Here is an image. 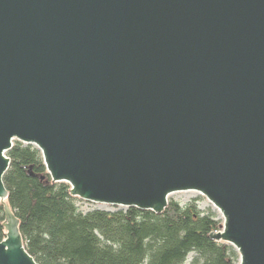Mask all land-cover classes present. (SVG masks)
I'll list each match as a JSON object with an SVG mask.
<instances>
[{"label":"water","instance_id":"obj_1","mask_svg":"<svg viewBox=\"0 0 264 264\" xmlns=\"http://www.w3.org/2000/svg\"><path fill=\"white\" fill-rule=\"evenodd\" d=\"M14 140L87 202L200 192L209 237L264 264V0H0V264H38L6 202Z\"/></svg>","mask_w":264,"mask_h":264},{"label":"trees","instance_id":"obj_2","mask_svg":"<svg viewBox=\"0 0 264 264\" xmlns=\"http://www.w3.org/2000/svg\"><path fill=\"white\" fill-rule=\"evenodd\" d=\"M6 156V202L19 220L26 252L38 264L235 262L233 246L209 237L219 223L212 213L199 210L195 198L186 204L168 199L157 214L137 207L84 213L71 186L52 181L36 147L15 140ZM4 218L0 203V241L6 236Z\"/></svg>","mask_w":264,"mask_h":264},{"label":"rangeland","instance_id":"obj_3","mask_svg":"<svg viewBox=\"0 0 264 264\" xmlns=\"http://www.w3.org/2000/svg\"><path fill=\"white\" fill-rule=\"evenodd\" d=\"M194 198L197 199L196 202H197L199 210H202L203 212L208 213V214L212 213L214 215L215 220L219 223V229L217 231H221L222 230L221 227L224 225L223 213H221L214 206V204L211 201H208V199L204 195H202L200 192L198 193L196 191H189V190L188 191H178V192L172 193L168 196V199L174 200V201L179 202L181 204L189 203V201L191 199H194ZM76 205H77V207H79V210L84 212V213L92 211V209H98V208L107 209L110 212H113V211L119 210V209L120 210L126 209V207L123 208V207H119L116 205L111 206V205H105V204L101 205V204L94 203L92 201L87 202V201L82 200V199L78 200ZM234 250H235L236 254H238V252L235 248H234ZM239 260H240V254L237 255L234 264H239Z\"/></svg>","mask_w":264,"mask_h":264}]
</instances>
